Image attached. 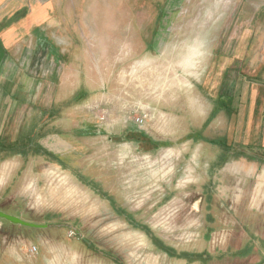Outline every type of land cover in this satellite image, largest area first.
Returning <instances> with one entry per match:
<instances>
[{
    "label": "rangeland",
    "instance_id": "rangeland-1",
    "mask_svg": "<svg viewBox=\"0 0 264 264\" xmlns=\"http://www.w3.org/2000/svg\"><path fill=\"white\" fill-rule=\"evenodd\" d=\"M263 68L264 0H0V210L44 225L0 218V264H241L203 204L264 202L231 158Z\"/></svg>",
    "mask_w": 264,
    "mask_h": 264
},
{
    "label": "crops",
    "instance_id": "crops-1",
    "mask_svg": "<svg viewBox=\"0 0 264 264\" xmlns=\"http://www.w3.org/2000/svg\"><path fill=\"white\" fill-rule=\"evenodd\" d=\"M248 78L247 87L250 89V86L253 87L254 85L255 90L243 91L240 82L238 84L240 87L237 90L238 113L241 111L245 118L243 117L241 124L235 123L233 126L232 134L235 148L234 156L231 157L234 158L235 162L233 177L240 180L258 178L260 181L264 180V80L258 79L256 74ZM243 93L246 104L244 107H242L243 101L240 100ZM41 140L42 149L52 152L51 154H58V157L67 164L71 161L77 162V142L72 144L62 138L53 139L50 137H44ZM246 148L261 150L263 154L262 156L247 155L243 151ZM219 161L221 162V160ZM212 170L215 169L212 168ZM217 174H220L219 170H217ZM221 175L225 176L226 173ZM242 185V189L247 190L245 184ZM246 194L244 199H240V202H235L230 211L222 210L221 207L219 208L217 204L212 202L203 204L208 229L206 233L224 227L220 231L225 230L224 235L228 236L224 248L226 257L233 256L234 260L236 262L241 261V264H264V202L261 199L258 202L257 198L253 196V191L250 193L253 196L251 198L250 194L248 198ZM1 210L9 214L12 213ZM205 251L210 252L208 247L205 248Z\"/></svg>",
    "mask_w": 264,
    "mask_h": 264
},
{
    "label": "water",
    "instance_id": "water-1",
    "mask_svg": "<svg viewBox=\"0 0 264 264\" xmlns=\"http://www.w3.org/2000/svg\"><path fill=\"white\" fill-rule=\"evenodd\" d=\"M0 218L8 220L9 222H12V223H15V224L24 225V226L44 227V225H42V224H36V223H33V222H29V221L23 220V219L19 218L18 216L6 213V212H4L2 210H0Z\"/></svg>",
    "mask_w": 264,
    "mask_h": 264
},
{
    "label": "built area",
    "instance_id": "built-area-1",
    "mask_svg": "<svg viewBox=\"0 0 264 264\" xmlns=\"http://www.w3.org/2000/svg\"><path fill=\"white\" fill-rule=\"evenodd\" d=\"M132 120L135 123V125L142 126L144 124V121H145V114L137 115ZM30 249H31L30 252L31 251L32 252H35L36 251V248L35 247H32Z\"/></svg>",
    "mask_w": 264,
    "mask_h": 264
}]
</instances>
